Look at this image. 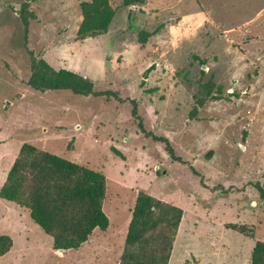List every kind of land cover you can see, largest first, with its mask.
Instances as JSON below:
<instances>
[{
  "label": "rangeland",
  "instance_id": "374dc122",
  "mask_svg": "<svg viewBox=\"0 0 264 264\" xmlns=\"http://www.w3.org/2000/svg\"><path fill=\"white\" fill-rule=\"evenodd\" d=\"M83 1L31 0L25 33V0H0V188L22 145L34 146L105 176L109 226L60 253L27 210L0 199V236L13 240L0 264H119L140 193L183 211L169 264H251L264 242L254 187L264 186V0H109L107 32L79 40ZM142 31L154 33L144 45ZM32 59L120 101L34 91Z\"/></svg>",
  "mask_w": 264,
  "mask_h": 264
},
{
  "label": "trees",
  "instance_id": "16d2710c",
  "mask_svg": "<svg viewBox=\"0 0 264 264\" xmlns=\"http://www.w3.org/2000/svg\"><path fill=\"white\" fill-rule=\"evenodd\" d=\"M145 1L148 0H122V4L130 7ZM30 2L25 0L20 15L25 33L28 32L25 13ZM79 7L82 15L77 31L79 40L107 32L114 19L109 0L83 1ZM153 35L140 32L139 44H146ZM26 84L40 93L69 91L84 97L120 101L116 93L96 91L90 79L71 71L55 70L44 60L32 59L31 75ZM202 106V99H198L190 118L193 119ZM135 112L136 108H133L132 114L139 120ZM138 127L144 135L151 136L140 120ZM153 139L164 143L170 157L180 162L167 140L155 136ZM106 183L105 176L97 171L24 144L0 188V199L27 210L31 221L52 239L54 251L79 250L88 242L94 230L105 231L109 226L103 211ZM254 187L264 203V186L256 184ZM182 217L181 208L143 193L138 194L119 264H169ZM230 229L244 233V228L231 226ZM12 246L13 241L9 236H0V257L5 256ZM251 264H264V242L256 243Z\"/></svg>",
  "mask_w": 264,
  "mask_h": 264
},
{
  "label": "water",
  "instance_id": "95a60500",
  "mask_svg": "<svg viewBox=\"0 0 264 264\" xmlns=\"http://www.w3.org/2000/svg\"><path fill=\"white\" fill-rule=\"evenodd\" d=\"M105 60L107 62L113 61V56H112V53H111V49L109 47H107L106 51H105Z\"/></svg>",
  "mask_w": 264,
  "mask_h": 264
},
{
  "label": "crops",
  "instance_id": "0c3cea01",
  "mask_svg": "<svg viewBox=\"0 0 264 264\" xmlns=\"http://www.w3.org/2000/svg\"><path fill=\"white\" fill-rule=\"evenodd\" d=\"M6 177H7V174H6ZM18 207V206H17ZM20 208V207H19ZM22 209V208H21ZM25 210V209H24ZM37 226V225H36ZM11 238V237H10ZM13 241V240H12ZM60 253L63 252V251H59Z\"/></svg>",
  "mask_w": 264,
  "mask_h": 264
}]
</instances>
